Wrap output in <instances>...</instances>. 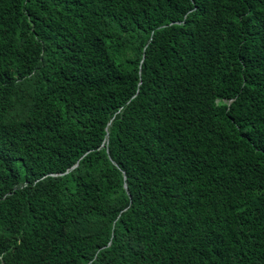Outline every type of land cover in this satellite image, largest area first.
Here are the masks:
<instances>
[{
    "label": "trees",
    "instance_id": "trees-1",
    "mask_svg": "<svg viewBox=\"0 0 264 264\" xmlns=\"http://www.w3.org/2000/svg\"><path fill=\"white\" fill-rule=\"evenodd\" d=\"M0 264H264V0H0Z\"/></svg>",
    "mask_w": 264,
    "mask_h": 264
}]
</instances>
